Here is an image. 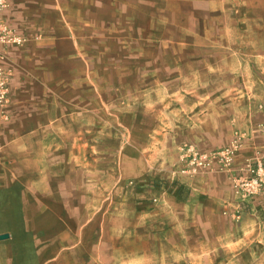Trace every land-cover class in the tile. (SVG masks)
I'll use <instances>...</instances> for the list:
<instances>
[{
	"label": "rangeland",
	"instance_id": "374dc122",
	"mask_svg": "<svg viewBox=\"0 0 264 264\" xmlns=\"http://www.w3.org/2000/svg\"><path fill=\"white\" fill-rule=\"evenodd\" d=\"M83 2L84 18L64 22V37L48 43L42 32L51 23L37 19L42 34L11 46L32 56L18 71L23 125L36 113L47 125L59 113L55 120L63 116L70 131L8 135L5 173L28 177L37 152L52 148L64 159L58 174L79 169L85 180L84 196L71 197L66 214L77 244L66 249L69 259L49 264H264V212L244 219L248 203L240 220L214 229L185 230L154 213L185 195L180 177L222 172L233 183L255 158L258 148L238 170L235 160L231 172L183 173L187 149L208 154L238 133L244 147L238 118L264 113V0ZM9 48L0 67L11 75L10 107Z\"/></svg>",
	"mask_w": 264,
	"mask_h": 264
},
{
	"label": "crops",
	"instance_id": "0c3cea01",
	"mask_svg": "<svg viewBox=\"0 0 264 264\" xmlns=\"http://www.w3.org/2000/svg\"><path fill=\"white\" fill-rule=\"evenodd\" d=\"M9 1L10 9L1 14L0 18L13 29H17L20 35L37 37L43 33L48 43L55 41V38L64 37V22L82 20L83 14H86L83 0ZM37 19L48 22V26L51 23L52 28L41 33L33 24ZM61 46L62 43L58 41L52 53L61 51ZM4 51L0 49V52ZM16 53L14 49L9 50L4 63L7 68L16 70V76L12 85V105L8 109L9 120L5 121L0 116V151L3 149L4 139L10 134L70 131V126L65 129L63 127L68 124L63 122L65 118L61 116V120H55L60 119V116L54 112L55 115L49 117L50 124L43 125V117L36 113L30 116L28 127L23 125L22 99L19 95L24 91V83L18 71H21V61L30 60L32 56L30 53L28 56L17 53L16 59ZM1 55L2 53L0 57ZM54 67L52 65L48 69L54 70ZM263 119L264 113L261 110L247 112L242 119L238 118L241 131L245 133L247 140L243 150L236 157L237 170L254 157L257 148L264 146V135L258 131L264 123ZM230 140L223 146L228 145ZM5 162V158L0 155V237L9 235L7 240L0 238V264H49L59 257L63 260L69 259L66 249L77 243L70 240V225L66 214L69 215V199L83 197L85 194V180L78 175L80 170L58 174L56 171L63 167L64 159L54 158L52 148L44 154L37 152L33 160V173L28 177L5 173ZM180 180V187L185 191V195L169 197L171 204L164 202L160 211L154 213L170 214L168 217L181 222L185 230L214 229V224L219 222L233 224L230 216L222 217L226 211L233 212L239 204V198L228 174H201L195 178L180 177ZM61 204L65 206L62 207ZM60 208H65L66 212L59 210ZM127 208V221L133 224V207ZM244 209H247V212L244 210V219L264 212V197L251 200ZM61 211L63 212L59 213ZM75 255L79 259L80 251L75 252Z\"/></svg>",
	"mask_w": 264,
	"mask_h": 264
},
{
	"label": "built area",
	"instance_id": "2783aa9c",
	"mask_svg": "<svg viewBox=\"0 0 264 264\" xmlns=\"http://www.w3.org/2000/svg\"><path fill=\"white\" fill-rule=\"evenodd\" d=\"M10 7L9 0H0V15L8 11ZM24 42L25 39L18 31L0 18V49L22 46ZM10 76L4 68L0 67V116L5 119L9 118ZM258 129L264 135V126H260ZM243 141L244 136L238 133L229 146L216 149L208 154H201L192 148L187 149L183 156L184 162L187 163L183 173L193 175L214 169L231 172L235 165L236 156L243 147ZM233 183L239 204L235 211L226 214L237 221L242 216L243 205L257 197H264V146L257 149L255 158L247 164L246 175L235 178Z\"/></svg>",
	"mask_w": 264,
	"mask_h": 264
},
{
	"label": "water",
	"instance_id": "95a60500",
	"mask_svg": "<svg viewBox=\"0 0 264 264\" xmlns=\"http://www.w3.org/2000/svg\"><path fill=\"white\" fill-rule=\"evenodd\" d=\"M0 238H1V240H7V239H9V235H3Z\"/></svg>",
	"mask_w": 264,
	"mask_h": 264
},
{
	"label": "bare ground",
	"instance_id": "6f19581e",
	"mask_svg": "<svg viewBox=\"0 0 264 264\" xmlns=\"http://www.w3.org/2000/svg\"><path fill=\"white\" fill-rule=\"evenodd\" d=\"M37 25V24H36ZM56 177H58V176H56ZM52 178V177H51ZM61 236H62V234H61ZM64 236H66V235H64ZM65 238V237H64ZM61 240H62V237H61Z\"/></svg>",
	"mask_w": 264,
	"mask_h": 264
}]
</instances>
